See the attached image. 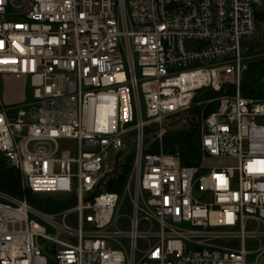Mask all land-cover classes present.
<instances>
[{
    "label": "built area",
    "instance_id": "obj_1",
    "mask_svg": "<svg viewBox=\"0 0 264 264\" xmlns=\"http://www.w3.org/2000/svg\"><path fill=\"white\" fill-rule=\"evenodd\" d=\"M260 6L0 0V75L33 90L30 104L0 97V157L31 195L0 190V264H259L264 96L244 94L243 40ZM191 130L200 160L189 166L176 138ZM208 157L237 166L203 173Z\"/></svg>",
    "mask_w": 264,
    "mask_h": 264
},
{
    "label": "trees",
    "instance_id": "obj_2",
    "mask_svg": "<svg viewBox=\"0 0 264 264\" xmlns=\"http://www.w3.org/2000/svg\"><path fill=\"white\" fill-rule=\"evenodd\" d=\"M258 19L262 22L264 20V13L258 16ZM250 74V82H245L244 89L248 90L247 94H255L257 96H264V86L262 88L247 89L251 84H259L264 79V60L256 62L251 65L248 70ZM170 139V137H167ZM176 140L180 143V147L183 153V164L184 165H196L200 160L199 147L197 134L194 130L179 134ZM131 159L119 161L118 170L114 173H110L107 191L108 192H119L121 186L129 172ZM114 173V174H113ZM113 174V175H112ZM21 176L18 171L11 168L8 163L0 157V190L18 198L28 197L31 199L29 192H23L21 188ZM41 208H44L40 206Z\"/></svg>",
    "mask_w": 264,
    "mask_h": 264
},
{
    "label": "rangeland",
    "instance_id": "obj_3",
    "mask_svg": "<svg viewBox=\"0 0 264 264\" xmlns=\"http://www.w3.org/2000/svg\"><path fill=\"white\" fill-rule=\"evenodd\" d=\"M260 10L264 13V0H261ZM244 47L254 50L253 54H250V65L256 62L264 60V20L258 25L257 32L254 37L243 40ZM248 68V70H249ZM13 77V76H12ZM15 78V77H14ZM27 80V78H25ZM245 82H250V74L245 73ZM264 82V79L260 81ZM20 83L13 80L9 75H0V97L5 105H15L12 102L16 101L20 91ZM256 84V83H254ZM27 98L22 102L24 104H30L33 102V90L30 88V83L27 80L26 84ZM248 90H244V94L247 95ZM262 123V122H261ZM184 133V132H183ZM61 154L69 153L71 158H76L77 156V142L73 140H62L59 142ZM132 145L129 150L122 156L121 161L127 160V156L132 154ZM115 163V159H113ZM237 166V162L233 159L228 158H206L203 162V173H210L214 170H221L227 168H234ZM254 261V260H253ZM252 262V260H250ZM259 264H264V259L259 262Z\"/></svg>",
    "mask_w": 264,
    "mask_h": 264
},
{
    "label": "crops",
    "instance_id": "obj_4",
    "mask_svg": "<svg viewBox=\"0 0 264 264\" xmlns=\"http://www.w3.org/2000/svg\"><path fill=\"white\" fill-rule=\"evenodd\" d=\"M11 78L17 82H19L20 84V91H19V94H18V97L16 98V101L12 102V104H15V105H4L5 106H17V105H22V102L24 100H26L28 94H27V89H26V84H27V80L25 78H20V79H17V78H14L11 76ZM3 102V101H2Z\"/></svg>",
    "mask_w": 264,
    "mask_h": 264
},
{
    "label": "water",
    "instance_id": "obj_5",
    "mask_svg": "<svg viewBox=\"0 0 264 264\" xmlns=\"http://www.w3.org/2000/svg\"><path fill=\"white\" fill-rule=\"evenodd\" d=\"M247 53H248V54H252V53H254V50H252V49H251V50H247ZM259 85H260V84H259ZM169 147H170V148H174V145L169 144ZM118 165H119V158L116 159V168H115L114 173L118 170ZM114 173H113V174H114ZM113 174H112V175H113Z\"/></svg>",
    "mask_w": 264,
    "mask_h": 264
}]
</instances>
